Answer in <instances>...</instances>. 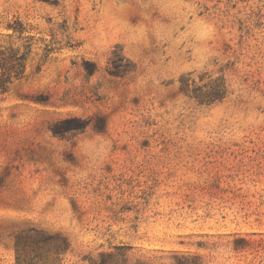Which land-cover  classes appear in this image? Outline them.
Here are the masks:
<instances>
[{
	"label": "rangeland",
	"instance_id": "1",
	"mask_svg": "<svg viewBox=\"0 0 264 264\" xmlns=\"http://www.w3.org/2000/svg\"><path fill=\"white\" fill-rule=\"evenodd\" d=\"M16 18L0 264H264V0H0L2 43Z\"/></svg>",
	"mask_w": 264,
	"mask_h": 264
},
{
	"label": "trees",
	"instance_id": "2",
	"mask_svg": "<svg viewBox=\"0 0 264 264\" xmlns=\"http://www.w3.org/2000/svg\"><path fill=\"white\" fill-rule=\"evenodd\" d=\"M6 29L11 33L8 37L16 35L20 43L0 41V96L7 94L14 85L26 79L29 75L28 66L32 59L33 42L32 36L27 35V28L21 20L16 18L7 23ZM48 51V50H47ZM37 66L36 70H39ZM130 248L116 246L114 252L101 253L99 262L92 261L90 264H127V253ZM172 264H200L199 255H174ZM132 264H150L145 260H138Z\"/></svg>",
	"mask_w": 264,
	"mask_h": 264
}]
</instances>
